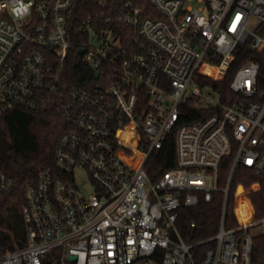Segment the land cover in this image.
<instances>
[{
    "label": "built area",
    "instance_id": "obj_1",
    "mask_svg": "<svg viewBox=\"0 0 264 264\" xmlns=\"http://www.w3.org/2000/svg\"><path fill=\"white\" fill-rule=\"evenodd\" d=\"M85 1L0 0V117L56 104L66 125L55 167L24 186L25 241L1 253L0 264H251L254 236L264 233L250 197L260 180L237 184V224L226 225L225 205L235 173L264 175L261 63L236 70L226 103L213 83L225 79L240 44L264 53V0H87L95 8L77 20L78 50L97 81L64 91L69 24ZM186 102L211 114L177 127V167L152 181L145 164ZM227 156L231 170L220 187ZM13 184L0 165V198ZM218 190L225 199L218 232L184 241L179 210Z\"/></svg>",
    "mask_w": 264,
    "mask_h": 264
},
{
    "label": "trees",
    "instance_id": "obj_2",
    "mask_svg": "<svg viewBox=\"0 0 264 264\" xmlns=\"http://www.w3.org/2000/svg\"><path fill=\"white\" fill-rule=\"evenodd\" d=\"M95 8L93 2H81L73 13V21L69 24V38L73 42L68 56L61 67V82L64 91L71 87L92 88L97 78L93 69L83 61V53L78 50V43L83 40L77 31L78 18L87 15ZM250 59L261 63L259 85L264 88V53H255L250 49L249 41L242 43L236 50V58L222 82H214L219 90L222 102L232 94L230 83L236 70ZM209 82V81H208ZM182 114L174 129L167 135L163 146L154 150L145 169L152 181H157L163 173L177 167L176 129L180 125L204 119L211 114L202 110L193 102L181 105ZM65 121L59 107L53 104L42 112H31L22 108H14L0 117V165L12 176V188L0 198V254L7 249L21 246L25 241V231L22 216L24 186L33 183L37 174L44 169L55 167V149L61 133L65 129ZM231 156L223 158L219 166V185L224 187L231 170ZM238 171L233 175L228 199L225 205L226 225L237 224L234 214L235 190L239 182L248 186L251 181L260 180L259 190L250 194L255 204L257 216L264 214V175L249 174L244 178ZM242 203H246L243 195H239ZM224 192L213 193L209 202L201 200L197 206L181 208L177 219V227L184 241L198 243L215 235L220 226L224 210ZM195 225H192V224ZM208 244L194 246L193 251L202 253ZM251 264H264V233L254 236Z\"/></svg>",
    "mask_w": 264,
    "mask_h": 264
},
{
    "label": "rangeland",
    "instance_id": "obj_3",
    "mask_svg": "<svg viewBox=\"0 0 264 264\" xmlns=\"http://www.w3.org/2000/svg\"><path fill=\"white\" fill-rule=\"evenodd\" d=\"M77 177H78V181L80 183H83V181L86 179L85 178V174H84V172L82 170H78L77 171ZM252 231H253V233L261 232L262 228L261 227H255V228H253Z\"/></svg>",
    "mask_w": 264,
    "mask_h": 264
},
{
    "label": "clouds",
    "instance_id": "obj_4",
    "mask_svg": "<svg viewBox=\"0 0 264 264\" xmlns=\"http://www.w3.org/2000/svg\"><path fill=\"white\" fill-rule=\"evenodd\" d=\"M22 11H26V9L19 10V11L17 12V15H20Z\"/></svg>",
    "mask_w": 264,
    "mask_h": 264
},
{
    "label": "water",
    "instance_id": "obj_5",
    "mask_svg": "<svg viewBox=\"0 0 264 264\" xmlns=\"http://www.w3.org/2000/svg\"><path fill=\"white\" fill-rule=\"evenodd\" d=\"M71 259H74V257L72 256Z\"/></svg>",
    "mask_w": 264,
    "mask_h": 264
}]
</instances>
